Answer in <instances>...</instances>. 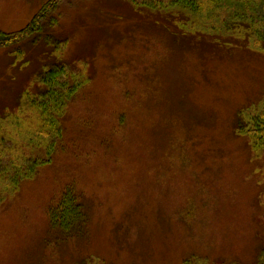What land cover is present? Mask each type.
Returning <instances> with one entry per match:
<instances>
[{"label": "rangeland", "instance_id": "rangeland-1", "mask_svg": "<svg viewBox=\"0 0 264 264\" xmlns=\"http://www.w3.org/2000/svg\"><path fill=\"white\" fill-rule=\"evenodd\" d=\"M46 1L0 0V33L24 29ZM56 16L36 43L0 48V114L44 67L83 83L50 162L0 206V264L256 262L264 163L235 126L264 103V54L183 34L127 0H66ZM67 188L89 219L68 238L49 215Z\"/></svg>", "mask_w": 264, "mask_h": 264}, {"label": "trees", "instance_id": "trees-1", "mask_svg": "<svg viewBox=\"0 0 264 264\" xmlns=\"http://www.w3.org/2000/svg\"><path fill=\"white\" fill-rule=\"evenodd\" d=\"M66 0H47L31 22L14 33H0V48H9L31 40L36 43L48 27L58 23L56 16ZM256 0H127L135 11L160 13L182 32L188 28L212 33L213 42L227 49L235 46L264 54V24L257 12ZM264 1V0H262ZM256 5V6H255ZM162 17V16H161ZM215 20L219 27L211 26ZM221 34H227L221 38ZM192 38L208 39L196 31ZM225 40V41H222ZM22 57L23 50H17ZM44 67L43 74L34 78L21 95V101L0 114V206L12 197L22 182L34 178L41 167L50 162L64 136V122L70 103L81 91L83 83L65 65ZM260 103V102H259ZM25 111L33 115L29 125L18 124L26 118ZM13 130L5 126L13 122ZM17 126V127H14ZM236 132L248 143L251 154L264 163V103L252 104L238 113ZM81 195L67 188L59 204L49 210L52 232L64 237L81 234L88 225ZM256 262L264 264V235ZM105 264L103 261H94ZM183 264H241L237 261H191Z\"/></svg>", "mask_w": 264, "mask_h": 264}]
</instances>
